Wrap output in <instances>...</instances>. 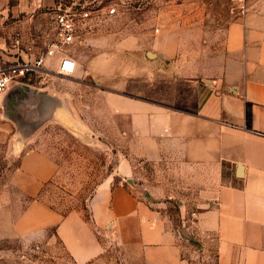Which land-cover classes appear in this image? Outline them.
<instances>
[{
	"label": "crops",
	"instance_id": "crops-1",
	"mask_svg": "<svg viewBox=\"0 0 264 264\" xmlns=\"http://www.w3.org/2000/svg\"><path fill=\"white\" fill-rule=\"evenodd\" d=\"M54 1L0 0V18ZM239 9L218 57L203 53L199 66L178 42H154L137 54L146 60L143 85L132 92L138 97L108 96L111 114L121 118L126 156L159 163L177 189L191 191L197 209L190 224L197 236L214 238V264H264V0H245ZM130 44L124 39L116 47ZM61 124L83 126L77 117ZM118 169L123 181L131 174L126 159ZM55 171L50 156L31 149L20 155L12 183L34 196ZM146 198L106 178L88 199V220L31 200L13 228L19 235L52 228L73 264H189L179 234Z\"/></svg>",
	"mask_w": 264,
	"mask_h": 264
},
{
	"label": "rangeland",
	"instance_id": "rangeland-1",
	"mask_svg": "<svg viewBox=\"0 0 264 264\" xmlns=\"http://www.w3.org/2000/svg\"><path fill=\"white\" fill-rule=\"evenodd\" d=\"M54 2L48 9L0 18L1 67L24 54L35 55L55 41V8L91 12L89 19L79 23L73 41L59 49L75 60L80 75L32 74L0 96V264H73L52 228L19 235L13 223L31 200L61 215L79 211L88 220V199L106 178L114 184L128 183L139 197L157 204L179 234L189 264H214V238L197 236L190 224L197 209L191 191L177 189L169 173H161L159 163L126 156L118 132L121 118L111 114L108 96L138 97L132 92L143 85L139 81L146 60L137 54L150 50L154 42L163 47L178 42L181 53L199 66L203 53L218 57L225 28L240 14V4L229 0ZM110 6L115 12L106 15ZM85 38L97 43L89 45ZM124 39L132 44L118 49ZM74 117L83 123L82 129L62 126V120ZM31 149L50 156L56 171L34 196H27L15 187L12 176L20 155ZM123 159L131 166L124 181L118 169Z\"/></svg>",
	"mask_w": 264,
	"mask_h": 264
},
{
	"label": "built area",
	"instance_id": "built-area-1",
	"mask_svg": "<svg viewBox=\"0 0 264 264\" xmlns=\"http://www.w3.org/2000/svg\"><path fill=\"white\" fill-rule=\"evenodd\" d=\"M232 3L241 4L244 0H229ZM115 8H105L106 15H112ZM89 9H81L77 13L65 10L64 12L54 9L55 41L34 54H24L0 67V96L6 92L10 85L15 83L24 84L29 75L51 76L60 75L70 77L76 69L75 60L66 53L60 52L63 45L73 41L78 30L79 23L90 17ZM18 40H14L17 43Z\"/></svg>",
	"mask_w": 264,
	"mask_h": 264
}]
</instances>
